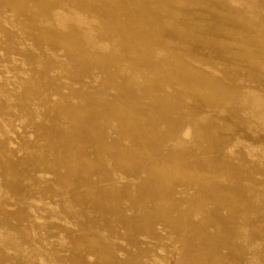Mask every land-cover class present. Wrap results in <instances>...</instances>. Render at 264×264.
<instances>
[{"label": "rangeland", "instance_id": "obj_1", "mask_svg": "<svg viewBox=\"0 0 264 264\" xmlns=\"http://www.w3.org/2000/svg\"><path fill=\"white\" fill-rule=\"evenodd\" d=\"M0 264H264V0H0Z\"/></svg>", "mask_w": 264, "mask_h": 264}, {"label": "bare ground", "instance_id": "obj_2", "mask_svg": "<svg viewBox=\"0 0 264 264\" xmlns=\"http://www.w3.org/2000/svg\"><path fill=\"white\" fill-rule=\"evenodd\" d=\"M133 1V0H132ZM141 1H144V2H146L147 0H141ZM101 2V1H100ZM237 3V2H236ZM245 4V3H244ZM124 9V10H123ZM127 9V12L125 11ZM130 10H132L130 7H124V6H122L121 7V13L122 14H128V13H130L129 11ZM6 11V10H5ZM21 13V12H20ZM133 16L134 17H136V18H138V19H141V18H143V15H141V14H138V13H136V14H134L133 13ZM24 18H26L25 16H23ZM31 19V18H30ZM7 24V23H6ZM83 24L84 25H86V26H88L89 27V32L90 33H93L94 31H93V29H92V26H93V23L91 22V21H84L83 22ZM35 31H36V29H35ZM134 31L135 32H137V33H140V32H138V30H135L134 29ZM39 32V31H38ZM42 32V31H41ZM42 33H44V32H42ZM51 37V36H50ZM134 46V49L133 48H131V47H129L126 43L124 44V47L126 48V49H130L131 51L132 50H135L136 48H138L139 46H140V43H138V42H136L135 43V45H133ZM238 55V54H237ZM235 56V55H234ZM239 56V55H238ZM237 56V57H238ZM243 56L244 57H246V56H248V55H245V54H243ZM243 56H241V58L243 57ZM236 57V56H235ZM240 58V57H239ZM118 64V63H117ZM197 74V80L199 81V80H201V79H203L205 82L206 81H209V78H205V77H202V75H200V74H198V73H196ZM196 77L194 76V78H195V80H196ZM200 82V81H199ZM214 83V82H213ZM255 97V96H254ZM257 101V106L258 105H261V104H263V102H261V100H256ZM255 104V103H254ZM183 135H184V138H189L190 136H191V132H190V130L188 129V130H186V131H184V133H183ZM55 136H56V139L57 140H61L62 138H64L65 137V135L63 134V133H61V132H59V131H57L56 132V134H55ZM12 146V145H11ZM227 150H229L230 152H232V148L231 147H229V148H227ZM37 205V204H36Z\"/></svg>", "mask_w": 264, "mask_h": 264}]
</instances>
